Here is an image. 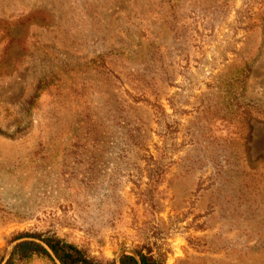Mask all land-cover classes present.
<instances>
[{"label":"rangeland","instance_id":"1","mask_svg":"<svg viewBox=\"0 0 264 264\" xmlns=\"http://www.w3.org/2000/svg\"><path fill=\"white\" fill-rule=\"evenodd\" d=\"M22 234L264 264V0H0V264Z\"/></svg>","mask_w":264,"mask_h":264},{"label":"trees","instance_id":"2","mask_svg":"<svg viewBox=\"0 0 264 264\" xmlns=\"http://www.w3.org/2000/svg\"><path fill=\"white\" fill-rule=\"evenodd\" d=\"M26 237L36 238L43 241L51 249L61 264H116L114 261H108L105 263L96 261L93 258L88 257L83 250L55 235L43 237L38 234H22L16 237L13 241ZM138 253L142 264H162L159 259L154 258L150 255V253L144 254L141 249ZM33 257H42L49 260L53 264H56L47 249H45L41 244L32 241H26L18 244L6 264H16V261L18 260H29ZM120 264H138V262L134 256L123 255L120 259Z\"/></svg>","mask_w":264,"mask_h":264},{"label":"water","instance_id":"3","mask_svg":"<svg viewBox=\"0 0 264 264\" xmlns=\"http://www.w3.org/2000/svg\"><path fill=\"white\" fill-rule=\"evenodd\" d=\"M26 241H32V242H36L41 244L45 249H47V251L49 252V254L51 255V257L54 259L56 264H61L60 261L56 258V256L54 255V253L51 251V249L41 240L36 239V238H21L18 239L16 241H14V243L12 244V248L10 249V251L8 252V254L6 255L5 259L3 260L2 264H6L8 262V260L10 259L14 249L16 248V246L22 242H26ZM138 262V264H142L141 259L138 255L134 256ZM117 264H120V260L117 261Z\"/></svg>","mask_w":264,"mask_h":264}]
</instances>
